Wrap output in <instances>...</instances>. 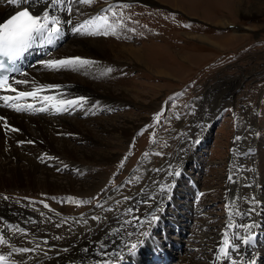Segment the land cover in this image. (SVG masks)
I'll list each match as a JSON object with an SVG mask.
<instances>
[{"label": "rangeland", "instance_id": "1", "mask_svg": "<svg viewBox=\"0 0 264 264\" xmlns=\"http://www.w3.org/2000/svg\"><path fill=\"white\" fill-rule=\"evenodd\" d=\"M239 1L240 10L236 11ZM109 5L114 7L102 11ZM54 8L62 19L65 12H58L61 5ZM71 9L67 12L81 25L93 20L94 14L108 16L114 32L109 30L103 37H79L76 33L71 40L100 38L99 45L106 48V55L118 58L117 63H111L78 55L82 51L74 48L77 41H61V53L75 52L72 58L89 61L72 70L76 71L75 78L97 82L100 92L105 86L113 94L125 90L130 101L99 99L95 105L96 100L91 98L84 101L83 107L64 113L63 117L81 119L94 133L104 136L111 154L105 156L107 160L95 153L79 155L68 160L67 166L58 162L48 168H54L59 177H73L78 185H91L101 175L99 190H91L93 193L88 195L77 191L60 195L28 193L35 198L30 204L50 215L62 214L67 225L55 228L67 226L73 230L86 218L96 221L93 217H98L99 221L117 209L122 211L128 199L133 209L125 210V215L144 214L137 225L153 226L160 223L161 209L172 210L169 194L174 198L176 193L182 194L177 196L179 213L184 216L188 212L190 220L183 222L184 234L178 233L174 223L163 222L168 236L181 244L168 250L169 263L159 264H178L182 257L210 263L216 242L226 234L249 237L260 229L264 239V0H92L88 4L71 0ZM85 27L91 29L93 25ZM192 34L214 43L191 38ZM123 47L140 49L145 57L136 60ZM125 119L134 124L125 137L122 133L100 132L98 122L112 130V124L126 128ZM66 136L70 144L86 153L95 147L77 134ZM169 181L175 182L174 187ZM5 193L0 196L27 199H22L19 189ZM168 214L163 213L167 219ZM245 224L255 227H240ZM158 232L155 236L164 243L165 236ZM235 235L229 239L239 243ZM261 235L256 234L251 241L258 243ZM248 242L239 243V248L248 247ZM42 244L46 246L48 240ZM154 249L144 252L141 264H157L151 260Z\"/></svg>", "mask_w": 264, "mask_h": 264}, {"label": "bare ground", "instance_id": "2", "mask_svg": "<svg viewBox=\"0 0 264 264\" xmlns=\"http://www.w3.org/2000/svg\"><path fill=\"white\" fill-rule=\"evenodd\" d=\"M241 2L237 3L235 7L236 11L240 10ZM22 3L23 5L18 7L16 4L9 3L8 0H0V23L6 21L13 13L23 7H27L34 15L42 13L44 6L50 4L51 0H43V3L42 0H23ZM53 9L55 8H48L50 15L59 19L60 16H57L53 12ZM58 12H65V16L59 19L61 30L58 36L53 38L52 43L47 42V34L43 38L38 37L31 47L28 48L27 57L31 58L28 68L24 69L21 74L13 76L8 86L0 90V118H3L0 120V193L5 195V191L7 190L16 191L19 189L23 192L21 196L24 197L22 199L27 198L18 201L10 198L5 199V197L0 196V236H3L7 240L6 244H0V256L4 257V260H0V264H102L105 260L111 261L112 264H141L144 252L146 253L154 249V247L157 250L154 249L153 253L157 256H153L155 259L152 262H156L157 264L161 262L169 263L171 261V257L168 256L169 251L179 248L181 242L168 236L169 231H165L163 222L167 220L169 224L174 223L172 226L177 229L179 234L185 233L186 225L183 222L189 221L190 218L187 216L188 212L186 211L183 213L184 216L179 213L180 208L178 204L180 202L178 203L177 196L180 197L182 194L178 195L176 193L175 198L173 194H169L168 198L171 205H173L172 210L161 209V217H159L161 221L159 220V225L155 224L153 226L146 223L142 226L137 225L139 218L143 217L144 214L125 215V210L132 208V204L129 203L128 199L124 201L122 211L117 209L115 213L112 212V214L104 215L99 221L97 219L95 221L86 218L80 224H75L76 227L73 230H69L67 226L55 228L58 225L61 226V224L67 225V220L63 223L62 214L50 215L45 210L43 211L41 208L30 204L32 201L35 202V198L28 193L39 192L59 195L65 194L67 191H77L85 195H88L86 193H93L101 185L100 180L102 181L103 179L101 175L97 176L99 181H94L91 185L90 183L78 185L75 183L73 177L70 176L68 179L59 177L54 174V168L50 169L48 166L58 162L67 166L70 162L68 160H72V158L79 155L86 157L95 153L96 156L104 159L105 156L109 158L111 153L107 150V141L104 136L97 134L98 132L94 133V130L88 128L89 124L81 119L68 116L63 117L66 111L57 112L52 107H48L44 113L43 111L32 110L16 111L8 105L11 103L21 105L33 104L36 109H40L45 107L46 103L55 104L61 99L71 100L77 97L93 98V100H96L93 102L95 105L100 102L99 99L106 100L109 98V100L114 102L130 101L125 97V90H122L119 94H113L106 86H101L104 90L100 92L98 91L100 85L97 82L92 84L90 80L80 77L76 79L74 76L76 75V71L72 72L73 69L64 68L63 70H55L45 66V62L47 61L64 59L68 56L72 58V56L76 55L75 52L71 54L61 53L59 51V44L61 40L68 43L74 34L78 33L73 30L72 23L77 28L81 26L82 22L78 21V19L76 20L74 16L71 17V14L67 12L63 5H61ZM94 17L96 18L97 16L94 14ZM68 22H71V24ZM95 23L96 26L101 24L98 21ZM217 24L221 25V22ZM51 26L50 24L49 27ZM79 35V37H83L84 35L91 36L82 32ZM98 35L103 37L102 35L104 34L101 31ZM191 38L200 39L202 42L206 41L209 44L212 42L205 36L197 34H192ZM71 41L72 43L73 41H77L74 48L82 51L78 55L94 57L95 59L101 58L111 63L118 61V58L111 59L109 55H106V48L99 45L102 42L100 38L96 40L89 38L79 40L77 37ZM121 49L130 51L135 56V59H143V56L145 57L140 49H133L132 47H123ZM157 71L161 74H165L166 72L162 68H158ZM101 72H103V69ZM17 81H27V83H17ZM12 82L13 84L11 85ZM9 85H11V88H9ZM48 85H58L59 87H45L44 91L39 93L36 98L18 96L19 92H30L38 87ZM11 89H15V91ZM99 92L103 95H100ZM57 94L60 96L59 98ZM5 96L13 97V99L5 101L3 99ZM43 96H54L56 100L44 102L42 100ZM73 115L75 116V114ZM5 123L8 126L7 128L5 127ZM124 123L127 125L126 128L125 126H115L112 124V130H109L108 126L106 127L104 124H99V122L98 125L100 132L122 133L123 137H125L133 129L132 126L134 124L126 119ZM11 129H17V131H12ZM57 133L59 134L58 137L56 136ZM67 134H77L82 139L92 143L95 147L89 148L91 153H86L84 149L70 144L69 139L66 138ZM21 141L23 143H20ZM29 141L32 143H29ZM39 157L41 158L40 162H43L44 165L40 164V162L37 163ZM106 158L105 160H107ZM194 158H191V160H194ZM174 184L175 182H171L170 187H174ZM130 199L132 198L130 197ZM163 213H169L168 219ZM179 219H182V221ZM158 230L160 231L158 233H162L165 236L164 243L155 236ZM143 232L149 233V236L143 237L141 235ZM261 233L260 229H256L249 236L251 237L248 242L250 245L244 249L239 247L228 248L227 257L221 253V247L224 246L226 236L229 239L235 233L223 235L216 242L215 251L212 255L213 261L210 263H201L194 258L185 259L182 257L178 264H231L232 260H236L237 264H248L249 261H254L255 264H264V239ZM256 234L261 235L258 243L251 241L252 237ZM235 236L238 237V234ZM46 239L48 240V244L46 246L44 244L41 245L42 241ZM139 239L145 240V244L138 249L136 255H129L127 246L132 243H138ZM209 239H212L211 236H209ZM102 244L104 245L103 249L101 247ZM19 248L35 249V251L27 253L15 251V249ZM102 252H106L107 255H102ZM163 255H165V258L162 259ZM120 256H123V260L118 259ZM206 258H208V261L211 260V257Z\"/></svg>", "mask_w": 264, "mask_h": 264}, {"label": "snow or ice", "instance_id": "3", "mask_svg": "<svg viewBox=\"0 0 264 264\" xmlns=\"http://www.w3.org/2000/svg\"><path fill=\"white\" fill-rule=\"evenodd\" d=\"M11 4H17L22 3L23 0H8ZM79 3H91L92 0H78ZM63 5L67 11L71 12V0H51L50 4H46L44 6V10L42 13L32 14V12L29 11L27 7H23V10H18L15 12L14 15H12L5 23H0V53H3L4 55L15 59L16 57L20 56L25 50H27L29 47H31L32 43L38 38V37H45V34H47V42L52 43L53 38L58 36L60 32V20L55 17L51 16L48 8L49 7H56ZM114 6L109 5L107 9H104L102 11H110ZM119 7H127V5H120ZM113 16L116 15L115 12L112 13ZM108 16L101 15L94 18V20L86 21L85 25H93L91 29L85 27V25H81L80 27L74 28L73 30L84 34L89 35H95L102 31L104 35L109 34V30L115 31V28L112 24L108 23ZM96 21H100L101 24L99 26H96ZM52 25L49 27V25ZM89 61L82 59L80 57H74V58H65V59H59V60H50L45 62V66L50 69L59 70L61 68H69V69H77L79 67H82L84 65H87ZM4 64L0 62V68H3ZM108 71H111L109 69ZM8 78L3 77L0 79V87H2L4 84H7ZM17 83H27V81H17ZM45 87L47 88H58V85H48V86H41L38 87L30 92H19V97H38L39 93L44 91ZM9 88H11V85H9ZM12 91H15V89H11ZM5 101H10L13 99V97L5 96L3 97ZM42 100L44 102L53 101L56 100V97L54 96H43ZM86 100L84 97L79 98H73L71 100H58L55 104H47L45 107L36 109L33 104H26L21 105L17 103H11L8 106L14 108L16 111H23V110H32V111H46L48 107H52L57 112L61 111H69L73 107H83V103ZM160 114L156 115L157 122L159 121ZM3 118H0L2 120ZM5 127L7 128V124L5 123ZM12 131H17V129H11ZM236 139H239L237 137ZM20 143H23L21 141ZM29 143H32L29 141ZM126 159V158H125ZM123 166V161L121 162V167ZM178 174V173H176ZM6 199V198H5ZM127 199V197L125 198ZM70 202L74 203H88V201H77V200H71ZM45 207H48L47 204H45ZM254 211V209H253ZM236 214H240L237 212ZM231 215V213H229ZM93 219H99L98 217H93ZM155 219V218H154ZM228 227H233V225L229 224ZM241 228L245 230H250L251 228L255 227V225H240ZM23 231V230H19ZM26 234V233H25ZM131 235V234H130ZM143 237H148L149 233L143 232L141 234ZM238 241L239 243H247L248 240L251 237H246L242 235H238ZM7 240L0 236V244H6ZM239 243H233L231 242L227 236L224 240V246L221 247V253L227 257L228 256V248L231 247H239ZM145 244V240L139 239L138 243H132L128 245V254L129 255H136L138 249L142 247ZM102 249L104 245H101ZM15 251H19L21 253H27V252H34L35 249H29V248H19L15 249ZM102 255H107L106 252H102ZM118 259L123 260V256L118 257ZM0 260H4V257L0 256ZM102 264H112L111 261L105 260L102 262ZM231 264H237L236 260H232ZM248 264H255L254 261H249Z\"/></svg>", "mask_w": 264, "mask_h": 264}]
</instances>
